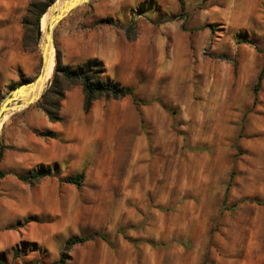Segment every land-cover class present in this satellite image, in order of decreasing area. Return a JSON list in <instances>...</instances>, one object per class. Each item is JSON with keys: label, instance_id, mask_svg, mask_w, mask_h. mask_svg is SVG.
Instances as JSON below:
<instances>
[{"label": "rangeland", "instance_id": "374dc122", "mask_svg": "<svg viewBox=\"0 0 264 264\" xmlns=\"http://www.w3.org/2000/svg\"><path fill=\"white\" fill-rule=\"evenodd\" d=\"M15 1L23 0H0V38L19 37L29 68L0 73V102L40 65L30 0ZM119 2L73 9L54 28V55L69 66L102 60L135 100L98 99L84 112L73 85L59 100L60 121L29 127L32 139L11 128L12 116L42 111L40 97L3 117L0 261L264 264V73L255 103L252 91L264 58V0H140L129 18ZM74 32L86 40L78 57L66 48ZM49 130L55 137L38 134ZM40 164L48 174L38 181L16 177ZM79 172L80 186L61 180ZM78 236L90 239L65 247Z\"/></svg>", "mask_w": 264, "mask_h": 264}, {"label": "trees", "instance_id": "16d2710c", "mask_svg": "<svg viewBox=\"0 0 264 264\" xmlns=\"http://www.w3.org/2000/svg\"><path fill=\"white\" fill-rule=\"evenodd\" d=\"M53 0H30L27 13L32 15L34 18V27L37 29L38 21L48 4ZM183 7V0H179ZM102 23L114 24L111 18L105 17L100 20ZM134 24H129L124 30L125 35L128 39L134 37ZM31 39V38H30ZM31 43H35L34 40H29ZM26 46V45H25ZM56 64L53 73V79L50 87L40 96L35 102L37 106L45 113L50 122L60 121L61 116L59 114L60 104L59 100L64 97V91L69 89L71 86L79 84L83 92V105L82 109L84 112H88L94 101L98 99H113L120 100L127 96H131L135 100V95L129 87L123 86L120 82L115 79L109 78L105 75V67L102 60L97 58H88L82 63L75 66L64 65L60 59V53L56 50ZM264 73V58L262 61L261 69L258 73L256 82L253 86V103L256 102L257 92L259 89L260 81ZM27 79H23L25 82ZM50 96V98L48 97ZM1 98V94H0ZM41 136L55 137L52 131L38 132ZM0 158H1V147H0ZM5 171L0 170V177L5 175ZM48 174V170L44 165L40 164L35 167L32 171L25 174H16V177L27 183H34L39 179L43 178ZM84 179V172H79L75 175L64 177L61 180L65 183L74 184L80 186ZM230 183V180H229ZM246 200V199H244ZM257 203L264 205V202L257 201ZM89 237L78 236L67 239L65 247H71L75 244H81ZM62 261V260H60ZM0 264L2 262L0 261Z\"/></svg>", "mask_w": 264, "mask_h": 264}, {"label": "crops", "instance_id": "0c3cea01", "mask_svg": "<svg viewBox=\"0 0 264 264\" xmlns=\"http://www.w3.org/2000/svg\"><path fill=\"white\" fill-rule=\"evenodd\" d=\"M140 0H120L118 4V9L126 13L127 17L129 18L128 12L131 5L137 3ZM161 3L163 0H159ZM26 0L21 1L19 4L15 1L14 5H23ZM123 19L127 20V17L123 13ZM69 35L67 29H62L60 31V39L61 41L66 40L67 36ZM73 41L72 44L69 46L67 45L66 48L70 49L74 56L80 55L85 50L86 40L83 37H79L76 32L73 34ZM93 39V35L90 36V40ZM78 57V56H77ZM26 59V53H23L21 49V42L19 37L16 35L13 36H2L0 38V73L4 74V72L8 71L9 68L15 65H19L23 70H27L29 68L28 62ZM15 119V123L11 126L12 129H16L17 132L26 133L28 138H31L27 133L29 127L34 126L40 130L51 129L52 123L47 119V117L43 114L42 111L38 109H32L28 112H25L24 115H15L12 116ZM32 139V138H31ZM10 141V140H9ZM6 139V142H9ZM39 141L36 140V143ZM41 143V142H40ZM16 147L23 146V142H16ZM40 146V145H39ZM37 149V147H36ZM14 153V152H13ZM14 159L17 162H21V154L16 153L13 154ZM17 156V157H16Z\"/></svg>", "mask_w": 264, "mask_h": 264}, {"label": "water", "instance_id": "95a60500", "mask_svg": "<svg viewBox=\"0 0 264 264\" xmlns=\"http://www.w3.org/2000/svg\"><path fill=\"white\" fill-rule=\"evenodd\" d=\"M89 1L90 0H62L59 7L54 9L51 16L49 17L50 18L49 31L46 36L47 42L44 48L42 49V54H41V59H42L43 64L47 60L48 52L50 53V50H49L50 47L51 46L54 47V50H55V42H54V35H53L54 29L53 31H51V28L52 27L55 28L57 24L65 16H67L73 9ZM48 9L44 11L43 14L46 13ZM38 36H39V26H38V31H37V40H38ZM55 64H56V59L54 62V68H55ZM40 78H41V74H39L34 80L31 79L26 82L20 83L19 85L11 89L9 94L0 102V123L3 120V117L7 113L11 112L13 108L15 107L18 109L25 108L29 106L30 104L34 103L40 97L39 96L38 98H35V95L32 91L33 87L35 86L36 81L39 80Z\"/></svg>", "mask_w": 264, "mask_h": 264}, {"label": "bare ground", "instance_id": "6f19581e", "mask_svg": "<svg viewBox=\"0 0 264 264\" xmlns=\"http://www.w3.org/2000/svg\"><path fill=\"white\" fill-rule=\"evenodd\" d=\"M62 2V0H57L54 4H52L48 11L43 15V17L41 18L40 21V25H39V36H38V40H37V44L39 47V56H40V65H39V71L38 74H36V76L33 78V80L39 75L41 74V78L39 80L36 81L35 86L33 87L32 91L35 95V98H38L42 92L45 90L47 84L49 83L50 79H51V75H52V71H53V67H54V62H55V55H54V47H50V53L48 52L47 54V60L46 62H44V64L42 63V59H41V54H42V49L44 48V46L46 45V36L47 33L49 31V22H50V16L52 14V12L54 11L55 8H58L60 3ZM54 27L51 28V31H53ZM45 70V72H44ZM18 108H13V110H17ZM5 118V117H4ZM1 125V123H0Z\"/></svg>", "mask_w": 264, "mask_h": 264}]
</instances>
